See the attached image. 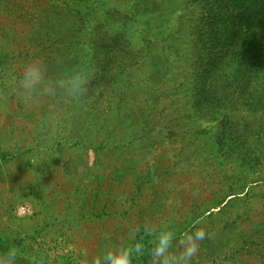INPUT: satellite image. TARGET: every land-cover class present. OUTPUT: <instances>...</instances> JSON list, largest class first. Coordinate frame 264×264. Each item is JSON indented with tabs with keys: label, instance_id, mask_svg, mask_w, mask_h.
<instances>
[{
	"label": "rangeland",
	"instance_id": "374dc122",
	"mask_svg": "<svg viewBox=\"0 0 264 264\" xmlns=\"http://www.w3.org/2000/svg\"><path fill=\"white\" fill-rule=\"evenodd\" d=\"M32 63L86 91L24 94ZM64 216L89 264L135 228L150 264L146 224L264 264V0H0V254L67 264Z\"/></svg>",
	"mask_w": 264,
	"mask_h": 264
},
{
	"label": "clouds",
	"instance_id": "9594fccd",
	"mask_svg": "<svg viewBox=\"0 0 264 264\" xmlns=\"http://www.w3.org/2000/svg\"><path fill=\"white\" fill-rule=\"evenodd\" d=\"M69 81L51 80L46 77L44 68L36 63L25 65L21 76L17 81L19 89L24 94L55 97L58 92L64 91L73 98L78 97L86 91V79H74L69 87ZM139 228L132 230L129 240L120 246L117 251L106 250L101 252L91 264H132L135 256L144 254L145 245L142 239L136 238ZM144 232L153 235V247L150 250V264H192L193 258L199 251L200 241L210 239V234L204 229L185 234L179 238V251H173L174 241L177 240L176 232L169 227L162 226L157 232L156 227L144 225ZM81 264H89L88 252L82 251ZM18 252L12 248L0 257V264H18Z\"/></svg>",
	"mask_w": 264,
	"mask_h": 264
},
{
	"label": "crops",
	"instance_id": "0c3cea01",
	"mask_svg": "<svg viewBox=\"0 0 264 264\" xmlns=\"http://www.w3.org/2000/svg\"><path fill=\"white\" fill-rule=\"evenodd\" d=\"M67 215H68V211H67ZM63 221H67V264L74 263L73 262L74 258H77L78 259L77 261L81 263V260L83 259L81 252L85 251V249L83 248L84 239L80 236V232L76 224L69 222L70 220L68 216L67 217L64 216ZM60 240L62 239H59V243ZM63 244H65V241L63 242ZM4 255L5 254H0V257ZM91 256H96V254L95 255L92 254ZM91 258L95 259L96 257H91ZM18 264H23V262L20 259H18Z\"/></svg>",
	"mask_w": 264,
	"mask_h": 264
},
{
	"label": "trees",
	"instance_id": "16d2710c",
	"mask_svg": "<svg viewBox=\"0 0 264 264\" xmlns=\"http://www.w3.org/2000/svg\"><path fill=\"white\" fill-rule=\"evenodd\" d=\"M146 245V244H145Z\"/></svg>",
	"mask_w": 264,
	"mask_h": 264
}]
</instances>
